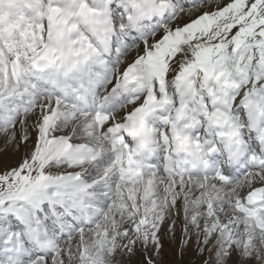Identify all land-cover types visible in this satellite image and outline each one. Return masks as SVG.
Segmentation results:
<instances>
[{
    "label": "snow or ice",
    "instance_id": "6c2138e0",
    "mask_svg": "<svg viewBox=\"0 0 264 264\" xmlns=\"http://www.w3.org/2000/svg\"><path fill=\"white\" fill-rule=\"evenodd\" d=\"M0 137V264H264V0H0Z\"/></svg>",
    "mask_w": 264,
    "mask_h": 264
},
{
    "label": "rangeland",
    "instance_id": "374dc122",
    "mask_svg": "<svg viewBox=\"0 0 264 264\" xmlns=\"http://www.w3.org/2000/svg\"><path fill=\"white\" fill-rule=\"evenodd\" d=\"M22 156V151H16L12 146L5 148V142L2 137H0V168L4 165L15 166L19 163ZM179 235V232L177 233ZM164 256L161 258L163 264H174V261L178 258L174 255L177 251L178 243H173L165 240ZM207 254L204 257L197 258L194 252V248L190 245L186 250L184 256V264H204V260L208 259Z\"/></svg>",
    "mask_w": 264,
    "mask_h": 264
}]
</instances>
